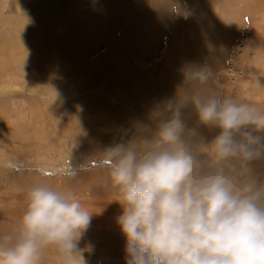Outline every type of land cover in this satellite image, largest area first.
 Instances as JSON below:
<instances>
[{"label": "rangeland", "instance_id": "rangeland-1", "mask_svg": "<svg viewBox=\"0 0 264 264\" xmlns=\"http://www.w3.org/2000/svg\"><path fill=\"white\" fill-rule=\"evenodd\" d=\"M188 66L264 111V0H0V234L46 183L93 212L85 264H125L121 194L102 151L148 124ZM183 119L206 141L218 132L191 106ZM70 156L75 175L65 174ZM40 264L63 260L49 247Z\"/></svg>", "mask_w": 264, "mask_h": 264}, {"label": "clouds", "instance_id": "clouds-1", "mask_svg": "<svg viewBox=\"0 0 264 264\" xmlns=\"http://www.w3.org/2000/svg\"><path fill=\"white\" fill-rule=\"evenodd\" d=\"M182 75L148 124L102 151L121 194L125 264H264V111L212 90L205 68ZM189 106L218 129L210 141L185 123ZM81 169L70 156L65 174ZM92 215L73 193L32 185L17 226L0 234V264H40L49 247L63 264H85L79 243Z\"/></svg>", "mask_w": 264, "mask_h": 264}]
</instances>
